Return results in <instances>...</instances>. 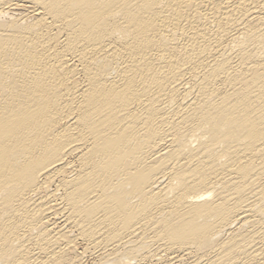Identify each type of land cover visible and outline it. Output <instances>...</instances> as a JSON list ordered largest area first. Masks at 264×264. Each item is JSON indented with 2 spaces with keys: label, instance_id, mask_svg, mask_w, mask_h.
I'll use <instances>...</instances> for the list:
<instances>
[{
  "label": "bare ground",
  "instance_id": "bare-ground-1",
  "mask_svg": "<svg viewBox=\"0 0 264 264\" xmlns=\"http://www.w3.org/2000/svg\"><path fill=\"white\" fill-rule=\"evenodd\" d=\"M0 264H264V0H0Z\"/></svg>",
  "mask_w": 264,
  "mask_h": 264
}]
</instances>
